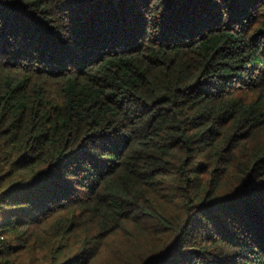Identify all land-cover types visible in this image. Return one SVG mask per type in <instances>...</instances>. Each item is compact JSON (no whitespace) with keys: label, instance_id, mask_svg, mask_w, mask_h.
I'll return each instance as SVG.
<instances>
[{"label":"trees","instance_id":"16d2710c","mask_svg":"<svg viewBox=\"0 0 264 264\" xmlns=\"http://www.w3.org/2000/svg\"><path fill=\"white\" fill-rule=\"evenodd\" d=\"M0 264H264V0H0Z\"/></svg>","mask_w":264,"mask_h":264}]
</instances>
